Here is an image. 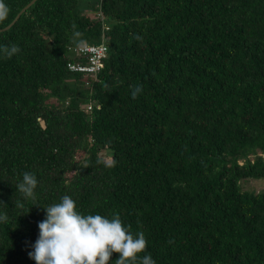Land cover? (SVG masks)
Masks as SVG:
<instances>
[{
  "label": "trees",
  "instance_id": "trees-1",
  "mask_svg": "<svg viewBox=\"0 0 264 264\" xmlns=\"http://www.w3.org/2000/svg\"><path fill=\"white\" fill-rule=\"evenodd\" d=\"M32 1L0 23L21 48L0 54V264H35L64 195L119 213L156 264H264V191L242 187L264 179V0ZM79 40L107 47L98 72L68 69Z\"/></svg>",
  "mask_w": 264,
  "mask_h": 264
},
{
  "label": "clouds",
  "instance_id": "clouds-1",
  "mask_svg": "<svg viewBox=\"0 0 264 264\" xmlns=\"http://www.w3.org/2000/svg\"><path fill=\"white\" fill-rule=\"evenodd\" d=\"M11 12L5 0H0V23L8 19ZM80 36V33H75ZM85 41L79 40L78 47ZM17 44L0 46V54L11 59L19 54ZM143 91L141 85L132 88L131 95L136 99ZM38 180L34 173L24 172L16 185L24 200L36 199ZM0 205H4L0 202ZM15 207L23 208L17 201ZM46 215L38 223L39 235L28 252L35 264H111L113 254H118L114 264H156L147 253L148 241L143 231L135 234L126 226L119 213L110 217L101 214H83L76 201L64 195L60 201L43 208ZM7 213L0 212V223L8 221Z\"/></svg>",
  "mask_w": 264,
  "mask_h": 264
},
{
  "label": "built area",
  "instance_id": "built-area-1",
  "mask_svg": "<svg viewBox=\"0 0 264 264\" xmlns=\"http://www.w3.org/2000/svg\"><path fill=\"white\" fill-rule=\"evenodd\" d=\"M74 51L77 56L86 57L87 62L85 64L68 63L67 67L71 71L98 72L103 67V59L107 56V47L102 42L96 45L77 47Z\"/></svg>",
  "mask_w": 264,
  "mask_h": 264
},
{
  "label": "rangeland",
  "instance_id": "rangeland-1",
  "mask_svg": "<svg viewBox=\"0 0 264 264\" xmlns=\"http://www.w3.org/2000/svg\"><path fill=\"white\" fill-rule=\"evenodd\" d=\"M243 189L247 191H256V192H263L264 191V179H247L242 183Z\"/></svg>",
  "mask_w": 264,
  "mask_h": 264
},
{
  "label": "water",
  "instance_id": "water-1",
  "mask_svg": "<svg viewBox=\"0 0 264 264\" xmlns=\"http://www.w3.org/2000/svg\"><path fill=\"white\" fill-rule=\"evenodd\" d=\"M33 1H34V0H33ZM33 1H32V2H33ZM32 2H31V3H32ZM31 3H30V4H31ZM30 4H29V5H27L25 8H23V9L20 11V13L17 15L16 19L19 17V15H20L22 12H24V11H25V10H26V9H27L29 6H30ZM12 24H13V23H12ZM12 24H10L9 26H11ZM9 26H8V27H6L4 30L8 29V28H9Z\"/></svg>",
  "mask_w": 264,
  "mask_h": 264
}]
</instances>
